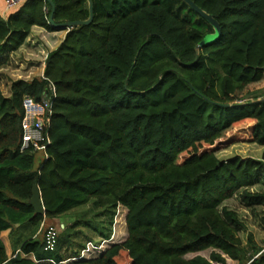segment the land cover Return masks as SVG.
<instances>
[{"label": "trees", "instance_id": "obj_1", "mask_svg": "<svg viewBox=\"0 0 264 264\" xmlns=\"http://www.w3.org/2000/svg\"><path fill=\"white\" fill-rule=\"evenodd\" d=\"M53 1L56 24L90 16L88 0ZM193 1L222 27L200 49L214 29L184 0H93V22L67 32L44 76L14 81L10 96L0 88V264H264V247L243 241L225 204L237 194L264 202L250 190L264 151L217 156L235 143L264 147V0ZM52 9L27 0L0 14V70L34 26L59 30ZM52 83L51 144L38 161L22 150L26 102L41 103ZM36 184L45 214L30 204ZM91 202L112 221L126 207L127 238L73 260L85 246L74 223L46 249L47 222ZM24 224L36 230L9 257L1 234ZM209 248V259L186 257Z\"/></svg>", "mask_w": 264, "mask_h": 264}, {"label": "rangeland", "instance_id": "obj_2", "mask_svg": "<svg viewBox=\"0 0 264 264\" xmlns=\"http://www.w3.org/2000/svg\"><path fill=\"white\" fill-rule=\"evenodd\" d=\"M64 31L68 32L67 29ZM48 47V50L44 48L46 56L51 52V49L57 47L59 38L53 39ZM38 46V44L36 45ZM33 46V47H36ZM33 47H25L18 49L16 52L10 54L5 67L0 70V88L6 96L11 95V87L14 81L24 79L32 80L35 77L43 76L41 63L38 59L34 58ZM43 53V51H42ZM32 55V56H31ZM45 57L42 59L45 61ZM46 62V61H45ZM36 68V69H35ZM264 96V92L261 94ZM264 147L257 143H235L226 149H222L217 152V156L220 160L226 161L231 158L240 156L242 158H256L261 159L263 156ZM45 156L44 151H39L37 160L43 159ZM253 192L264 193V174H261L256 184L250 189ZM231 209L237 211L240 218L243 221V227L240 231V235L243 241L249 244L250 236H253L254 242L259 246L264 247V202L251 203L242 199V195L237 194L228 199L225 203ZM127 209L123 205H119L114 219L112 221L109 211L104 209L95 208L93 203L77 208L69 213L67 216L61 217L60 221H54V223L47 222V225L57 226L60 223L66 226H70L77 223L76 230H80V239L85 243V246L81 249L80 255L83 256H99L100 249L111 245L112 243L122 242L127 238L128 229L126 224ZM43 225V224H42ZM45 226V227H46ZM43 227V226H42ZM34 229L30 224H24L16 226L13 240L20 243L23 239L28 238L33 234ZM43 231L40 233L42 236ZM109 233V237L106 238ZM212 249H206L198 253H189L187 258H193L196 255H202L206 258H210ZM220 264V263H214ZM227 264H239L238 261L227 258Z\"/></svg>", "mask_w": 264, "mask_h": 264}, {"label": "built area", "instance_id": "obj_3", "mask_svg": "<svg viewBox=\"0 0 264 264\" xmlns=\"http://www.w3.org/2000/svg\"><path fill=\"white\" fill-rule=\"evenodd\" d=\"M7 3L8 9H13L21 4H23L27 0H5ZM47 1V0H44ZM45 10L48 11V8L45 7ZM48 56L45 57V61ZM44 76V74H43ZM56 96V88L55 85L51 84V92L48 91L45 94V97L41 103H34L30 100L26 102L27 113L24 119V135H23V146L22 150L32 149V151H44L45 158L48 157L46 153L47 146L51 144V139L46 135V129L50 123V117L52 114V106H53V98ZM47 140L46 143H42ZM65 228L64 224H59L57 226H51L47 233V247L46 249L53 250L56 247L57 236L61 233V231ZM102 247L99 251L100 255L107 248ZM20 253V250L13 255L16 257ZM86 256H80V258H85ZM89 257V256H88ZM76 260V258H73Z\"/></svg>", "mask_w": 264, "mask_h": 264}, {"label": "crops", "instance_id": "obj_4", "mask_svg": "<svg viewBox=\"0 0 264 264\" xmlns=\"http://www.w3.org/2000/svg\"><path fill=\"white\" fill-rule=\"evenodd\" d=\"M10 11H11V9H8L6 1L0 0V14L6 18L9 15ZM66 34H67V32L62 30V29L57 30V31H48V30L44 29L43 27L34 26L30 35L26 38L25 42L23 43V45L19 49H21V48L25 49V47H30V46L32 48L33 46H36L38 44V46L33 47L32 51H34V53H33L34 58L38 59L39 62L41 63L42 73L44 74L45 69H46V62L43 61L42 57L43 56L45 57L46 52L44 51L45 50L44 48L42 49V46L48 50L47 46L52 45L50 43L54 42L53 39L59 38V42L57 43L58 45L56 47V48H58V46L64 41ZM56 48H54V50ZM42 51H43V53H42ZM52 51H53V49H51V52ZM55 221H60V218L55 219ZM13 234H14V231H11V230L4 231L1 234V238H2V240L6 246V251L9 255V257H12L13 255H15V253H17L21 249L20 248L21 244L18 242H15L13 240V238H12ZM23 240H25V239H23ZM22 256L28 257V258H33L32 254H28V255L22 254ZM85 258H91V256H89V257L86 256ZM76 260H78V258H76Z\"/></svg>", "mask_w": 264, "mask_h": 264}, {"label": "water", "instance_id": "obj_5", "mask_svg": "<svg viewBox=\"0 0 264 264\" xmlns=\"http://www.w3.org/2000/svg\"><path fill=\"white\" fill-rule=\"evenodd\" d=\"M51 5H52V14L50 17V23L52 25H55L57 29H62L65 30L67 29L68 31L71 28L77 27V26H83V25H89L93 22L94 19V2L93 0H88L89 1V8H90V16L86 20H77V21H68L64 22L61 24H56L54 22V12H55V3L53 0H47ZM193 10H195L197 13H199L203 18H205L213 27L214 32L208 34L198 45V49L201 47L210 44L221 36L222 33V27L219 21L214 17L213 14L208 13L205 11L203 8H201L195 1L193 0H184ZM30 204L34 207L35 209V214H45L46 209L43 203V198L41 194V190L38 184H36L33 187V195L32 198L30 199Z\"/></svg>", "mask_w": 264, "mask_h": 264}]
</instances>
